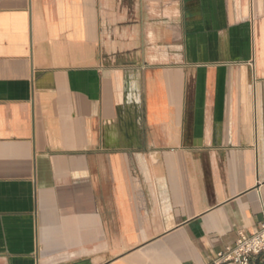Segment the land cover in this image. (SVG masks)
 Segmentation results:
<instances>
[{
  "label": "crops",
  "instance_id": "crops-1",
  "mask_svg": "<svg viewBox=\"0 0 264 264\" xmlns=\"http://www.w3.org/2000/svg\"><path fill=\"white\" fill-rule=\"evenodd\" d=\"M264 213V0H0V264H211Z\"/></svg>",
  "mask_w": 264,
  "mask_h": 264
},
{
  "label": "built area",
  "instance_id": "built-area-1",
  "mask_svg": "<svg viewBox=\"0 0 264 264\" xmlns=\"http://www.w3.org/2000/svg\"><path fill=\"white\" fill-rule=\"evenodd\" d=\"M211 264H264V213L255 234L239 232L234 244L220 251Z\"/></svg>",
  "mask_w": 264,
  "mask_h": 264
}]
</instances>
